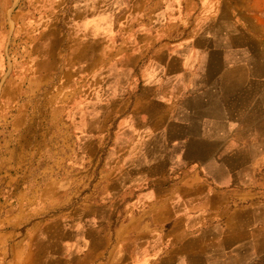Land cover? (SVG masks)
<instances>
[{"label": "crops", "instance_id": "crops-1", "mask_svg": "<svg viewBox=\"0 0 264 264\" xmlns=\"http://www.w3.org/2000/svg\"><path fill=\"white\" fill-rule=\"evenodd\" d=\"M93 1L100 7L83 6V18L73 27L85 31L71 37L70 28L67 39L52 44L57 88L71 89L78 76L101 72L109 77L106 83L116 92L115 99L100 105L90 100L74 119L71 99L59 102L54 124L56 130L60 125L67 130L55 133L54 127L45 131L42 122L33 130L27 104L13 101V86H6L0 110L16 111L0 140L2 159L8 169L17 170L26 152L60 156L66 142L70 156L72 123L87 141L83 149H75L74 157L91 161L92 140L108 132L102 129L103 118L112 117L114 108L115 134H131L137 147L116 164L141 190L134 195L147 200L149 247L129 253L123 245L120 249V241L110 249L104 242L92 252L90 242L81 238L90 230L78 226L90 216L80 206L62 219L51 218L39 231L43 238L34 242L23 232L28 229L23 201H14L15 213H0V264H123L127 254L140 264H208L251 255L253 236L264 232V183L256 177L264 170V1L137 0L135 11L143 16L134 22L123 14L130 3L123 8V0ZM191 5L219 14L190 36L155 34L157 26L166 28L171 16ZM8 41L0 33V78L7 75L1 59L9 52ZM98 118L100 135L94 125ZM58 134L63 136L52 143ZM124 159L131 164L125 166ZM61 162L59 157L43 165L53 170ZM116 179L124 187L123 179ZM48 199L44 195L34 202L58 198ZM71 220L76 224L72 232ZM120 230L113 231L116 235Z\"/></svg>", "mask_w": 264, "mask_h": 264}, {"label": "rangeland", "instance_id": "rangeland-1", "mask_svg": "<svg viewBox=\"0 0 264 264\" xmlns=\"http://www.w3.org/2000/svg\"><path fill=\"white\" fill-rule=\"evenodd\" d=\"M205 1L202 0V3ZM90 3H93L92 6L100 7L93 0H0V33L9 39L7 44L9 52L5 59H1V65L2 63L6 65L7 75L5 78H0V107L4 104L6 86L12 85V91L15 93H13L12 99L16 102L21 100V103L27 104L26 113L28 117L32 116L33 118L31 124L33 130L40 127V122H42L45 131H52L51 129L54 127L55 133L62 129L66 132L65 125L58 126L60 128L56 130L57 124H54L57 120L55 109L59 102L71 99V119H74L75 116H80L85 112V107L89 103L86 106L84 104L90 100H96L97 105H100L102 102L115 99L116 92L110 91L109 84L106 83L109 77L101 72L93 76L86 74L78 76L76 78L78 84L74 87L71 85V89L61 90L60 88L59 90L57 88V84H60L58 70L52 59L54 52L57 53V51L53 50L52 44L54 41L59 42L61 39H67L70 35L68 32L70 28L71 37L79 36L85 31L84 29L76 31V28L73 29V27L77 26V21L83 18V6L89 7ZM123 3V8L129 3L131 4V7L127 6L128 10L126 11L125 8L123 13L126 20L132 22L134 18L143 16V13L138 14V10L135 11V8H138L137 0H123ZM191 3L199 2L194 0ZM216 14L219 13L196 10V6L191 5L188 10L171 16L172 21L166 28L157 26L155 34L161 37L166 33L173 39L190 36L201 29ZM161 18L163 20L165 17ZM262 34L264 35V29ZM2 55L4 57V54ZM94 61L97 62L98 59ZM56 63L58 64L57 60ZM40 69L41 71H39ZM37 71H39L38 74ZM11 78L12 81L14 78H19L22 82L17 80L18 83L13 85L10 83ZM15 111V109L4 111L1 108L0 140L12 126L11 122ZM99 111H103V109H97V112ZM110 111L113 112V116H108V119L103 118L104 125L102 126V129L105 128L108 132H105L103 137L92 140L94 145L88 142V144H92L91 150L94 152L96 150L95 155L92 152L91 161H86L84 156L74 157L75 149H83L84 142L87 141L83 140L77 128L72 127V123L70 156L66 142L60 156L59 154L52 155L50 152H46L44 156H40V153L36 151L26 152L19 159V169L10 170L8 163L2 159L3 155L0 150V213H15L17 209L13 202L23 201L21 208L28 214L24 219V228L28 229L23 232L27 234L28 239L29 236L34 242L42 239L43 235L39 234V231L41 227L49 226L51 218L60 216L62 219V217L68 216L69 209L72 210L74 206H80L85 208L86 214L84 215L90 216L89 219L81 218L78 226L90 230L88 235L81 238L90 242L92 252L96 251L104 242L110 249L111 246L117 248L116 245L120 241V249L123 245V249L125 248L129 253L135 247H140L141 251H146L149 247L148 231L151 221H149L147 200H141L140 195H134V191L141 190L131 185V176L125 174L127 170L125 171L123 168L124 172L119 171L117 169L119 162L116 164V161L129 157L137 147L133 146L131 134H128V137H117L115 134V109ZM79 112L80 115H77ZM99 122L98 118L94 124L99 129L98 135H100L101 126ZM80 123L84 124L82 118ZM61 136L63 135L58 136L52 143ZM116 152L118 154H115ZM59 157L62 161L59 167L61 169L54 167L55 169L52 170L43 165L44 160H57ZM66 162H71V165L67 166ZM130 164L131 160L124 159L125 166ZM119 174L123 175L117 176ZM116 177L123 179L124 187H120V182H117ZM256 177L264 183V170L257 173ZM49 183L54 186L45 188V184ZM44 195L50 198L48 200H52V197L58 199L45 204L34 202V199H39ZM10 203L12 204L10 205ZM61 223L65 224L64 226L67 225L66 220H62ZM75 225L71 220V232ZM118 227L122 230L115 235L113 230ZM71 239H73L72 234ZM253 239L251 255L248 256L246 253L241 258L238 256L224 262L214 260L209 261L208 264H264V232L261 235L253 236ZM31 246L29 247L31 248ZM91 256L93 258L94 253ZM126 258L127 261H122L123 264H140L136 261L133 262L129 254L126 255Z\"/></svg>", "mask_w": 264, "mask_h": 264}]
</instances>
